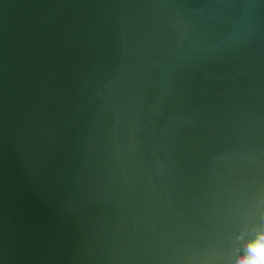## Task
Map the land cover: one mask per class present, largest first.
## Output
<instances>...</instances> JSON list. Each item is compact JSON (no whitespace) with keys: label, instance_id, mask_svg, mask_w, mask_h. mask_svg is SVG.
<instances>
[{"label":"water","instance_id":"95a60500","mask_svg":"<svg viewBox=\"0 0 264 264\" xmlns=\"http://www.w3.org/2000/svg\"><path fill=\"white\" fill-rule=\"evenodd\" d=\"M264 253V0H0V264Z\"/></svg>","mask_w":264,"mask_h":264},{"label":"clouds","instance_id":"9594fccd","mask_svg":"<svg viewBox=\"0 0 264 264\" xmlns=\"http://www.w3.org/2000/svg\"><path fill=\"white\" fill-rule=\"evenodd\" d=\"M253 251V255L256 256V259L252 261V264H264V253H257L255 250Z\"/></svg>","mask_w":264,"mask_h":264}]
</instances>
